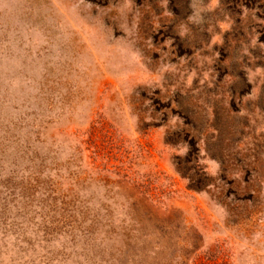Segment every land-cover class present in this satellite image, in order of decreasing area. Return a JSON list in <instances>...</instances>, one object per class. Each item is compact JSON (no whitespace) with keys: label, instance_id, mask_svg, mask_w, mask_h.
I'll return each mask as SVG.
<instances>
[{"label":"rangeland","instance_id":"obj_1","mask_svg":"<svg viewBox=\"0 0 264 264\" xmlns=\"http://www.w3.org/2000/svg\"><path fill=\"white\" fill-rule=\"evenodd\" d=\"M0 264H264V0H0Z\"/></svg>","mask_w":264,"mask_h":264}]
</instances>
